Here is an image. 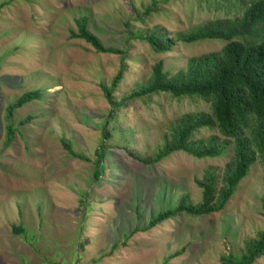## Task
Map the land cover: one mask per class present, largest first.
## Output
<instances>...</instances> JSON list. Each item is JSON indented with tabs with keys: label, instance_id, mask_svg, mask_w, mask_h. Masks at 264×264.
<instances>
[{
	"label": "rangeland",
	"instance_id": "1",
	"mask_svg": "<svg viewBox=\"0 0 264 264\" xmlns=\"http://www.w3.org/2000/svg\"><path fill=\"white\" fill-rule=\"evenodd\" d=\"M239 14L228 0H0V264H222L223 255H241L264 231L260 161L224 210L180 214L147 230L183 194L199 203L196 179L208 171L221 188L232 150L202 159L177 151L154 161L177 120L207 113L210 104L168 93L124 102L157 63L171 77L227 44L186 43L181 34ZM80 18L105 48L123 54L99 53L72 37ZM154 30L176 41L172 51L156 53L138 38ZM122 66L109 100L102 85L112 88ZM28 91L42 97L16 110L8 141L6 108ZM211 135L225 138L207 129L197 138ZM62 140L89 160L72 156ZM14 225L25 231L14 234Z\"/></svg>",
	"mask_w": 264,
	"mask_h": 264
},
{
	"label": "trees",
	"instance_id": "2",
	"mask_svg": "<svg viewBox=\"0 0 264 264\" xmlns=\"http://www.w3.org/2000/svg\"><path fill=\"white\" fill-rule=\"evenodd\" d=\"M228 3L237 12L240 11L237 18L213 19L179 36V40L186 43L224 40L227 44L221 51L192 58L186 70L171 77L164 72L163 63L159 62L153 67L149 82L124 99L125 102L168 93L177 99L196 98L210 104L207 113H188L177 120L171 127L170 138L158 150L154 161L163 160L177 151L202 159L221 157L230 146L232 150L231 160L222 176L221 188L218 189L219 175L215 171H208L202 179H196L197 185L202 189V200L199 203L194 204L189 194H183L174 207L154 216L147 230L180 214L199 217L224 210L252 165L260 161L264 167V0H228ZM77 26L78 32H73L72 37L83 39L99 53L123 54L121 50L105 48L100 39L89 32L87 18L78 19ZM138 38L148 43L156 53L170 52L176 45L175 40L158 30ZM123 74L122 66L112 88L102 85L109 100H112L113 89L117 87ZM41 97L40 91H28L8 104V141L14 137L12 120L16 110ZM113 105L117 108L123 102ZM28 120H24L22 124ZM204 129L212 132L217 130L225 138L221 140L218 135H211L206 139L197 138ZM62 143L72 156L89 160L75 153L67 141L62 140ZM105 154L104 147L97 151V180L104 173ZM12 231L21 235L25 229L14 225ZM263 256L264 231H261L256 238L245 242L241 255H223L221 263L255 264Z\"/></svg>",
	"mask_w": 264,
	"mask_h": 264
}]
</instances>
